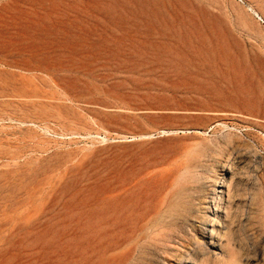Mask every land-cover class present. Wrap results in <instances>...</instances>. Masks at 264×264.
I'll list each match as a JSON object with an SVG mask.
<instances>
[{
    "label": "rangeland",
    "instance_id": "obj_1",
    "mask_svg": "<svg viewBox=\"0 0 264 264\" xmlns=\"http://www.w3.org/2000/svg\"><path fill=\"white\" fill-rule=\"evenodd\" d=\"M188 252L264 264V0H0V264Z\"/></svg>",
    "mask_w": 264,
    "mask_h": 264
},
{
    "label": "bare ground",
    "instance_id": "obj_2",
    "mask_svg": "<svg viewBox=\"0 0 264 264\" xmlns=\"http://www.w3.org/2000/svg\"><path fill=\"white\" fill-rule=\"evenodd\" d=\"M17 51V50H16ZM12 69V68H11ZM29 71H37V70H40L39 68H37V67H32V68H29L28 69ZM28 72V71H27ZM42 74V73H41ZM32 76V75H31ZM48 76V75H47ZM58 78V77H57ZM232 137H233V135H231V134H227L226 135V137H225V141H223L222 143H220L219 141L216 143V144H214V147H215V149H214V152H215V155H218V153L217 152H219L220 150H222V148H223V146H226V145H228L231 141H232ZM224 139V138H223ZM218 161V160H217ZM226 166H227V164H226ZM204 168H205V170L203 171L204 173H206V174H202L201 176H203V177H199V180H201L200 181V184L201 183H203V182H205V181H207V182H210L211 180H212V184H215V182H218V180H219V177H217V173L216 172H214L215 171V169H210L209 167H207V166H204ZM225 169V168H224ZM212 174L214 175V176H212ZM218 185V184H217ZM228 187H229V185H228ZM227 187V188H228ZM214 189H215V185H214ZM214 192L216 193V191L214 190ZM218 192V191H217ZM220 198H221V196H219V195H214V197H213V199H212V205L211 204H209L208 206H210V209H211V211H212V215L213 216H215V217H217V219L216 220H212V225H211V228L212 229H215V230H217V233H218V230H220L221 229V224H223L225 221L224 220H220L219 218H218V212H217V210H215V209H213L212 208V206L213 207H217L218 205H219V201H220ZM230 201V200H229ZM231 202V201H230ZM202 203H204V202H202ZM230 204V203H229ZM228 213V212H227ZM224 214V213H223ZM75 215V214H74ZM141 215V214H140ZM139 216V215H138ZM200 217H201V221H204V220H209L208 218H206L205 216L203 217L202 215H199ZM75 217V216H74ZM79 217V216H78ZM145 217V216H144ZM77 218V217H76ZM75 218V219H76ZM141 218V217H140ZM138 219V218H137ZM77 220H80V218L79 219H77ZM146 220V219H145ZM137 221V220H136ZM135 221V222H136ZM141 221V220H140ZM214 222V223H213ZM77 223V222H76ZM135 225V224H134ZM140 225V224H139ZM228 225V224H227ZM225 227V226H224ZM134 230V229H133ZM201 230V233H203L204 232V230L203 229H200ZM132 233H133V231H132ZM130 236H131V234H130ZM125 238H126V236H125ZM207 238V237H206ZM138 239V238H137ZM194 239V238H193ZM122 240H123V238H122ZM194 240H196L195 242L198 244V250L197 251H199L200 249H202L203 248V244L201 243V242H199L197 239H194ZM123 242V241H122ZM116 244V243H115ZM131 245V244H130ZM115 245H113L112 247H114ZM111 247V248H112ZM128 247V246H127ZM194 248V247H193ZM196 248V247H195ZM207 249V248H206ZM122 250V249H121ZM124 250V249H123ZM122 250V251H123ZM199 253V252H198ZM200 253H201V251H200ZM189 256H190V254H189V252H188V254H182V256L180 257V264H188V261H187V259H184V258H189ZM192 256H193V258L195 257L193 254H192ZM200 256V255H199ZM198 256V257H199ZM74 260V259H73ZM76 260H78V259H76ZM84 260V259H83ZM82 260V261H83ZM86 260V259H85ZM85 260H84V262H85ZM97 261H98V259H96ZM61 260H59V262H60ZM95 261V260H94ZM112 261V260H111ZM63 262V261H62ZM76 262V261H75ZM77 262H80V261H77ZM58 263V262H57ZM64 263V262H63ZM66 263V262H65ZM81 263V262H80ZM95 262H93V264H94ZM108 263V262H107ZM113 263V262H112ZM124 263H126V262H124ZM67 264V263H66ZM76 264V263H75ZM79 264V263H78ZM91 264V263H90ZM97 264V263H96ZM113 264H115V263H113Z\"/></svg>",
    "mask_w": 264,
    "mask_h": 264
}]
</instances>
